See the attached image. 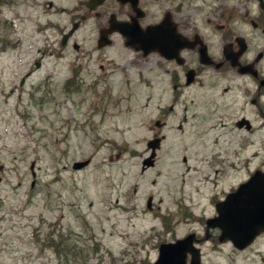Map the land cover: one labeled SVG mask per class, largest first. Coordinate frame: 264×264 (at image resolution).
Listing matches in <instances>:
<instances>
[{
  "label": "rangeland",
  "instance_id": "374dc122",
  "mask_svg": "<svg viewBox=\"0 0 264 264\" xmlns=\"http://www.w3.org/2000/svg\"><path fill=\"white\" fill-rule=\"evenodd\" d=\"M47 1L0 0V264H153L161 242L203 236L215 202L264 161H246L254 147L241 150L236 113L210 108L206 118L198 103L190 113L199 118L184 132L168 129L155 166L141 172L146 125L171 101L167 77L87 75L96 72L92 21L76 30V52L61 39L83 13L78 0H52L51 11ZM175 2L198 20L218 16L210 3L222 5ZM89 157L88 167L72 169ZM202 254L203 264H264V235L243 251L215 237Z\"/></svg>",
  "mask_w": 264,
  "mask_h": 264
},
{
  "label": "flooded vegetation",
  "instance_id": "af4514ba",
  "mask_svg": "<svg viewBox=\"0 0 264 264\" xmlns=\"http://www.w3.org/2000/svg\"><path fill=\"white\" fill-rule=\"evenodd\" d=\"M84 2L79 0L86 13L80 24L96 17V55L90 56L96 72L87 75L99 82L115 75L128 80L133 73L138 79L150 74L169 80L171 103L156 107L150 123L156 121L159 127L149 128V138L160 137L166 143L169 136L165 129L176 122L177 129L183 131L199 117L190 113V107L200 103L206 118L211 107L236 113V120L243 122L238 127L241 149L254 147L246 160L264 161V139L259 140L264 134V0H222L218 16L214 20L206 16L198 25L194 24L197 11L191 13L185 5H170L168 10L156 0H104L91 10ZM167 11L170 21L156 36L162 49L149 55L143 48L127 45L125 34L114 29V24L123 23L135 38H142V31L162 22ZM109 29L112 31L105 39L111 43L99 47L101 33ZM207 54L212 63L207 64ZM189 79L191 83H187ZM187 89L191 94L185 100ZM105 118H99V128ZM260 167L264 169V164L255 169Z\"/></svg>",
  "mask_w": 264,
  "mask_h": 264
},
{
  "label": "water",
  "instance_id": "95a60500",
  "mask_svg": "<svg viewBox=\"0 0 264 264\" xmlns=\"http://www.w3.org/2000/svg\"><path fill=\"white\" fill-rule=\"evenodd\" d=\"M147 146L153 152L143 161V171L154 164L153 158L160 146L159 140H151ZM89 162L90 160L76 162L73 167L80 169ZM148 207L151 208V198L148 200ZM216 208L218 215L207 220L204 239L211 237V228H220L219 241L231 240L239 249L247 247L264 231V173L256 172L249 182L218 202ZM195 238V234H190L176 243L161 244L160 256L155 264H187L188 253L192 255L191 264H201L200 250L194 246Z\"/></svg>",
  "mask_w": 264,
  "mask_h": 264
}]
</instances>
